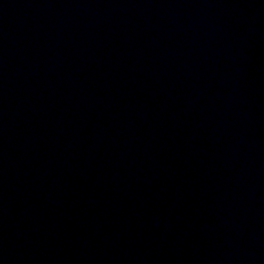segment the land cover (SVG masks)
<instances>
[{
	"label": "water",
	"instance_id": "1",
	"mask_svg": "<svg viewBox=\"0 0 264 264\" xmlns=\"http://www.w3.org/2000/svg\"><path fill=\"white\" fill-rule=\"evenodd\" d=\"M0 264H264V0H0Z\"/></svg>",
	"mask_w": 264,
	"mask_h": 264
}]
</instances>
